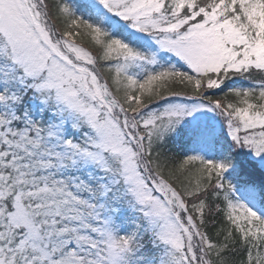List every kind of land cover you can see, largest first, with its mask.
<instances>
[{"label":"snow or ice","instance_id":"obj_1","mask_svg":"<svg viewBox=\"0 0 264 264\" xmlns=\"http://www.w3.org/2000/svg\"><path fill=\"white\" fill-rule=\"evenodd\" d=\"M0 264H264V0H0Z\"/></svg>","mask_w":264,"mask_h":264}]
</instances>
